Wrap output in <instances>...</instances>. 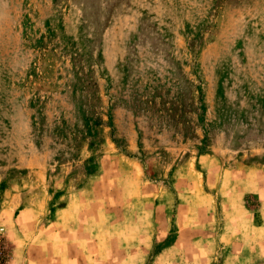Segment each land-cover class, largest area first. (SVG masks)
Instances as JSON below:
<instances>
[{
	"label": "rangeland",
	"instance_id": "1",
	"mask_svg": "<svg viewBox=\"0 0 264 264\" xmlns=\"http://www.w3.org/2000/svg\"><path fill=\"white\" fill-rule=\"evenodd\" d=\"M251 186L264 0H0L7 261L21 236L25 264H264Z\"/></svg>",
	"mask_w": 264,
	"mask_h": 264
},
{
	"label": "crops",
	"instance_id": "2",
	"mask_svg": "<svg viewBox=\"0 0 264 264\" xmlns=\"http://www.w3.org/2000/svg\"><path fill=\"white\" fill-rule=\"evenodd\" d=\"M260 191H262V190L257 188V186H251L248 189L249 194H254L255 197L258 199V202L260 204L258 211H259V214H260L262 222H261V224L259 226L247 227L246 230L244 231L245 232L244 238L246 240H248L249 242L255 241L257 247L258 246H262V244H264V191H262V192H260ZM89 194H92V189L89 191ZM89 203H91V201L88 202V204ZM81 206H82L81 202H78L76 200L70 201V203L65 208H63L61 210L60 216L56 219L55 222H53L49 226H41V228H40L41 233H39V235H41V237H43L44 233L48 232L50 230L54 233L53 228H58V227L64 226L65 225L64 223H69V225H71L70 227H72V230L75 231L76 230V223L80 222L79 221V218H80L79 214H80V207ZM238 206H242V203L238 202ZM90 209H91V212H92V207ZM238 211L239 212L242 211L241 207H238L237 212ZM21 214H24V213H21ZM239 214L241 215L242 213H239ZM19 216H20V214H19ZM68 218L69 219L72 218L71 222L70 221L67 222V221L64 220V219H68ZM124 219H122V220L124 221ZM228 221H229V223H232L230 220H228ZM0 223H2V222L0 221ZM125 223H127V222H124V224ZM232 224L233 225H232V227L230 229L224 230L222 232L221 236H222V238L224 240L225 239L230 240V239H232V237L236 238L235 237V233H234V230L236 228L235 227L236 223H232ZM126 225H129V224H125L124 226H126ZM236 230H237V228H236ZM57 234H58L57 235V237H58L59 234H60V231H57ZM10 238H11V241L13 243L12 253H11L10 259H8L6 264H25L24 261L20 258L21 257L20 256V251L22 252V250L24 251V249L20 248L19 242H20V240H22L23 243H26V241L24 239H21V236L17 240L12 239V237H10ZM75 238H76V235L72 234V237L70 238L72 243L75 242ZM43 240H47V238L44 237ZM58 241H61V240H59V237H58ZM71 248L74 250L75 246L71 247Z\"/></svg>",
	"mask_w": 264,
	"mask_h": 264
},
{
	"label": "built area",
	"instance_id": "3",
	"mask_svg": "<svg viewBox=\"0 0 264 264\" xmlns=\"http://www.w3.org/2000/svg\"><path fill=\"white\" fill-rule=\"evenodd\" d=\"M3 229L0 228V264H6L7 260H6V254H5V250H4V246H3Z\"/></svg>",
	"mask_w": 264,
	"mask_h": 264
}]
</instances>
